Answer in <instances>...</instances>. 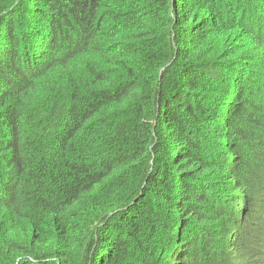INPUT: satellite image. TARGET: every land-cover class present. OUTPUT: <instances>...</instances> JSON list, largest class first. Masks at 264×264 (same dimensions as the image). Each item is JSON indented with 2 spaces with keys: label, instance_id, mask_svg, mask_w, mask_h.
Segmentation results:
<instances>
[{
  "label": "trees",
  "instance_id": "1",
  "mask_svg": "<svg viewBox=\"0 0 264 264\" xmlns=\"http://www.w3.org/2000/svg\"><path fill=\"white\" fill-rule=\"evenodd\" d=\"M0 264H264V0H0Z\"/></svg>",
  "mask_w": 264,
  "mask_h": 264
}]
</instances>
